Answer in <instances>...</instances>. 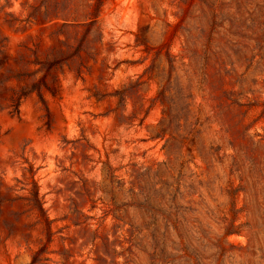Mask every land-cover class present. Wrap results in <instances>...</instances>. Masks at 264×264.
Masks as SVG:
<instances>
[{
	"label": "rangeland",
	"instance_id": "1",
	"mask_svg": "<svg viewBox=\"0 0 264 264\" xmlns=\"http://www.w3.org/2000/svg\"><path fill=\"white\" fill-rule=\"evenodd\" d=\"M97 2L0 0V264H264V0Z\"/></svg>",
	"mask_w": 264,
	"mask_h": 264
},
{
	"label": "trees",
	"instance_id": "2",
	"mask_svg": "<svg viewBox=\"0 0 264 264\" xmlns=\"http://www.w3.org/2000/svg\"><path fill=\"white\" fill-rule=\"evenodd\" d=\"M103 3V0H98V2L96 3V6H95V12L94 14H97L99 13V10H100V6L102 5ZM98 11V12H97ZM95 21V20H94ZM93 21V22H94ZM141 43V42H139ZM55 64L54 63H50L47 67V71H49ZM46 75H44L42 78H40L37 82H35L32 86V88L26 92H23L20 96H19V100L23 97V96H27L28 94L32 93V92H37L40 99L45 103L46 102V98L44 96V93H43V88H45L48 92L51 93V95L53 97H56L57 96V90H54L49 84L48 82L46 81ZM20 102V101H19ZM19 102L17 103V110H18V106H19ZM48 107V106H47ZM35 202L36 204L39 206L40 210H42V204H41V200L39 198V194L38 192L35 193Z\"/></svg>",
	"mask_w": 264,
	"mask_h": 264
}]
</instances>
